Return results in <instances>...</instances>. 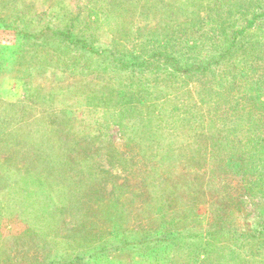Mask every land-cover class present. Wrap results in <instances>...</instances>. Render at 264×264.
Listing matches in <instances>:
<instances>
[{
  "label": "rangeland",
  "instance_id": "374dc122",
  "mask_svg": "<svg viewBox=\"0 0 264 264\" xmlns=\"http://www.w3.org/2000/svg\"><path fill=\"white\" fill-rule=\"evenodd\" d=\"M0 264H264V0H0Z\"/></svg>",
  "mask_w": 264,
  "mask_h": 264
},
{
  "label": "trees",
  "instance_id": "16d2710c",
  "mask_svg": "<svg viewBox=\"0 0 264 264\" xmlns=\"http://www.w3.org/2000/svg\"><path fill=\"white\" fill-rule=\"evenodd\" d=\"M256 19L257 17H254V19L252 20V22H250V24L252 25L256 21ZM174 32L176 31L174 30ZM57 35L58 36L60 35L65 41V43L69 45L75 44V46H77L79 44L78 41H76V38L73 32H71L70 30H67L66 32H61L60 34H57ZM178 43H182V42H176V40H173L172 43L168 44V46L166 47V48H169L168 50L169 53H166L167 56L165 58L166 63H168L169 68H171L173 72H176L179 74H186L190 72L197 73L198 71H200L201 66L199 65L197 60L193 62L192 58H187V54H186L187 48H185L186 45L178 44Z\"/></svg>",
  "mask_w": 264,
  "mask_h": 264
}]
</instances>
